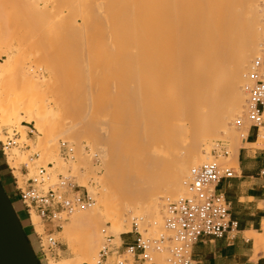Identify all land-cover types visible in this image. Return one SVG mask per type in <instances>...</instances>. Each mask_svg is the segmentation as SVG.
<instances>
[{"label": "bare ground", "instance_id": "obj_1", "mask_svg": "<svg viewBox=\"0 0 264 264\" xmlns=\"http://www.w3.org/2000/svg\"><path fill=\"white\" fill-rule=\"evenodd\" d=\"M139 3L148 8V14L145 13L147 27L138 37L121 30L117 3L113 5V28L91 35L92 41L104 43L105 37H109L107 43L114 52L109 54L108 65L122 70L118 89L109 97L110 110L105 120H89L95 91L104 77L101 80L95 76L98 80L89 77L90 73L84 77L81 75L84 69L79 77L82 82L86 80L87 88L86 94L76 101L81 120L75 126L80 128L73 130L69 138L84 135L94 140L95 149L104 157L110 185L97 198L98 206L89 210L79 206L73 210L71 222L62 234L77 254L75 229L80 223L84 225L88 246L83 257L90 264L101 263L99 251L106 245V241L102 243V234L109 233L116 243H122L121 234L131 232L132 219L141 231L146 223L153 230L164 227L163 200L169 203L185 197L180 195L187 191L193 166L211 160L208 155L213 140L233 138L237 144L231 156L237 161L242 136L239 125L247 119L249 108V81L264 55L261 20L264 0H139ZM35 6L21 8L36 17L39 9ZM17 12L14 13H20ZM39 27L24 30L27 34L18 41L30 42L28 38L39 33ZM89 40L83 39V49L88 48ZM14 52V48L2 51L6 58L0 62V138L3 139L4 126L17 125L23 131L22 141H27L24 129L29 127L22 124L26 122L34 126L32 131L38 135L34 147L44 157L54 156L57 138L63 134L62 112L57 108L64 94H43L48 79L39 74L30 76L29 70L25 71L21 65L24 54ZM243 135L246 138L248 132ZM20 157L15 151L9 156L10 165L17 167ZM61 168L66 170L67 166L61 163ZM161 171L167 174L162 177ZM89 191L97 197L93 190ZM142 212L144 216L138 215ZM31 220L35 229L41 231L38 217L32 215ZM260 236L256 232L250 235L257 251L264 250Z\"/></svg>", "mask_w": 264, "mask_h": 264}, {"label": "rangeland", "instance_id": "obj_2", "mask_svg": "<svg viewBox=\"0 0 264 264\" xmlns=\"http://www.w3.org/2000/svg\"><path fill=\"white\" fill-rule=\"evenodd\" d=\"M116 3L120 6L118 9L119 19H117V23L120 21L119 24H121L122 27H120L119 24H117V26L120 27L121 30L125 29L126 32H128L127 34L138 37V35L141 34L139 32H141V30L144 32L147 27V15L145 13L148 14V8L143 4L140 5L139 0H0V31H2L0 32V62H4L6 58V55L2 54V51L14 48L16 51L14 53H18V51H20L24 54L21 65L25 71L29 70L28 72L32 74L31 75L28 73L30 76L39 74V76L41 75V77L44 76L46 79H48V83L42 89L43 94H64L63 100L57 108V110L62 112L63 134L59 135L57 138V149L53 154L54 156L44 157L43 152L34 147V145L38 142V135L32 131L34 126L26 122H23L22 124L29 127V129H24L25 131L27 130V141H22L23 131L19 130L17 125L12 127L4 126L2 130L3 139L0 138V168L2 171L4 170L5 177L13 184V203L16 207V210L20 213L25 231L42 264H90L83 257L88 246L87 240L83 235L84 225L80 223L75 229L78 233V237H76L77 239L75 240V246L79 253H75V250H73L74 248L70 245L71 243H69V241L64 238L65 236L62 234L65 226L71 222L73 215L71 214L62 224V228L55 231L54 233L55 239L58 242V246L53 252L45 255L41 251L39 237L45 238L52 232L51 230L53 227L49 225V223H44L38 215L33 213L32 215L37 216L40 220V226L42 225L41 231L35 229L28 212L25 210L23 204L19 200V193L16 188L17 186L15 184V179H18L19 186L22 187L28 177L36 174L40 167H44L47 170L52 183H56L60 176L70 178L71 187L68 189L71 192L70 197L73 198L75 196H80L84 200H87L90 197L94 200V205H92L93 207L80 206V208L82 207V210H89L98 206L97 198H100L106 191L105 187L110 185L107 175L108 169L104 163V157L102 158V154L95 149L94 140L91 138L84 135H80L78 138L76 137L74 139L69 137L73 130L77 131L80 128L75 126L76 122L81 120L78 108L76 106V101H79L82 96L86 94L87 88L86 80L82 82L79 78L81 71L83 69V71H86V73L82 71L81 75L84 77H88L90 73L91 75H89V77L91 78L94 77L95 79H98L96 78L98 76L99 79H104V81H101V84L98 85L97 90L95 91V104L92 109V116L89 118L90 121L93 120L92 122L97 120H105L110 110L108 108L110 107L108 101L109 97L118 89L122 79V70L119 71V68L115 70L111 68V65H108L110 64L108 60L110 61L111 58L109 54L112 55V52H114V49L109 45L110 43H107L109 37H105V40L107 39L106 43H104V41H95V39L92 41L91 39V35L93 33L96 34L97 31H101L98 33H102L113 28V5ZM132 4L135 5V7H133ZM30 6H35V8L38 7L37 9H39V13L37 12L38 15H36V17L35 15L33 16L35 18L29 16L28 13H24L22 10V8L24 9ZM141 7L147 11L141 9ZM134 8H137V10ZM262 9H264V7ZM18 10L20 15L17 14ZM13 11L17 13L15 14ZM119 11H121V13ZM12 13L17 16L13 18ZM25 17H28V19ZM12 19L14 20L12 21ZM20 19L22 21H19ZM11 22L13 24H11ZM34 24L36 26L38 25V27L40 26V31L44 29L42 33L39 31V33H37L35 36L28 38L30 39V42L27 39V41L24 39L18 41L19 38L21 39L22 36L27 34L30 27L35 26ZM144 26L145 28L143 29L142 27ZM135 28L138 30L137 32L135 31ZM13 30H15V32L11 33ZM24 30H27V32ZM4 34L6 36H4ZM16 36L18 37L16 38ZM83 37L85 39L89 38L91 40V42L89 40V43L87 44L88 48L83 49ZM100 42L101 45H99ZM7 43H10L9 46ZM102 43L104 44V47ZM93 44L96 45V48ZM102 53L105 55L108 54V57L103 56ZM82 61L84 63H81ZM85 74L87 75L85 76ZM248 98L250 99L249 96ZM246 114L247 115L245 118L247 119L244 118L245 120H243V122L239 125L238 131L242 134L239 141V147L242 145L243 140L245 139L243 134L250 127H252V123L248 118V113ZM102 116L104 117L102 118ZM14 132L18 133L16 136L18 145L6 150L5 154L2 147V141L6 140L7 133L9 135H13ZM261 135H264V130H262ZM223 138L212 141V146H214L211 148L208 155L211 160L207 161L206 163L216 162L220 167L233 168L237 164V161L232 159L231 155L233 152V147L237 144V142L231 137L227 138L229 141H227L225 138L224 140ZM263 140L264 138L261 137L260 141ZM63 141L70 142L74 146V153L69 158H64L62 156L61 143ZM222 147L226 148V150L229 152V156H224L220 152ZM15 151H18L21 156V159L18 158L19 161L17 167L10 165V162L8 161L9 156H11ZM35 154H38V157H34ZM61 163L67 166L66 170L61 168ZM50 166L53 167V170L49 169ZM27 172L29 175L25 176ZM166 174L167 172L161 171L160 176L164 177ZM84 182L87 185H84ZM89 188L96 193L97 197L91 194ZM186 195L187 191L185 190V193L180 196ZM179 197H176V199ZM163 201L164 202L162 204L164 205H162L161 212L164 218V227L158 230H153L150 227L151 224L146 223V226H143L142 231L139 228L140 234L146 238H159L160 236H164L166 239H168L173 235L165 228L166 205L168 203L165 202V200ZM101 203L103 204L102 201ZM138 215L144 216L145 213L142 212ZM134 222L135 220L132 219L130 226L131 231L134 230ZM107 227H110V224H107ZM109 236L112 235L109 233H106L105 235L102 234V243H105V241L107 242L106 238ZM112 237V241L117 247L118 245L120 246L122 244L116 243L114 236ZM121 238L122 241L123 239L126 241L125 243H132L136 238V234H134V232L122 233ZM260 238L262 241H264V234L261 235ZM166 244L167 242L164 245ZM101 250L99 251V256H101ZM149 255L153 258L156 264H162L170 256L169 252L167 250L165 251V249H163L161 252L152 250L149 252ZM111 257L114 258L111 259ZM100 259V264H117L118 261H130L131 264H137L136 259L126 252L124 246L121 247L119 251L113 249L108 255H106L104 258L100 257ZM110 261L112 262L110 263ZM118 264L120 263L118 262Z\"/></svg>", "mask_w": 264, "mask_h": 264}, {"label": "built area", "instance_id": "obj_3", "mask_svg": "<svg viewBox=\"0 0 264 264\" xmlns=\"http://www.w3.org/2000/svg\"><path fill=\"white\" fill-rule=\"evenodd\" d=\"M264 23V10L262 12ZM264 54V52H263ZM248 88L249 108L248 118L253 127L264 129V55L257 62L252 73ZM17 132L13 135L7 133L6 140L2 141L3 151L17 146ZM221 148V147H220ZM74 146L67 141L61 143V152L64 158H69L74 153ZM224 156H229L226 148L220 150ZM34 157H38L35 154ZM27 172L25 176H28ZM233 177L232 168L220 167L218 163H204L191 170L187 183V195L166 205L165 228L173 235L166 239L146 238L139 232V226L134 224L136 238L132 243L122 241L116 246L112 236L107 237V242L101 250L102 258L113 249L120 250L125 247L126 252L136 259L137 264H156L149 252H161L166 249L169 257L162 264H193L192 251L194 245L204 236L221 238L226 233L237 230V222L231 218L229 204L220 195L216 194L215 187L223 178ZM19 200L28 212L38 215L44 223L53 227L52 232L45 238H40L41 251L47 255L58 246L55 231L62 228V224L79 206H92L94 200L82 199L80 196L70 197V178L60 176L56 183H52L47 170L40 167L36 174L30 176L19 186L15 179ZM264 233V231H263ZM167 242L166 245H164Z\"/></svg>", "mask_w": 264, "mask_h": 264}, {"label": "crops", "instance_id": "obj_4", "mask_svg": "<svg viewBox=\"0 0 264 264\" xmlns=\"http://www.w3.org/2000/svg\"><path fill=\"white\" fill-rule=\"evenodd\" d=\"M247 132L232 168L233 177L223 178L215 187L216 194L229 204L238 228L221 238L202 237L193 247V264H264V250L257 251L250 238L254 232L264 234V140L260 141L262 129L252 126ZM0 179L14 202L13 184L1 168Z\"/></svg>", "mask_w": 264, "mask_h": 264}, {"label": "water", "instance_id": "obj_5", "mask_svg": "<svg viewBox=\"0 0 264 264\" xmlns=\"http://www.w3.org/2000/svg\"><path fill=\"white\" fill-rule=\"evenodd\" d=\"M0 264H40L21 218L1 180Z\"/></svg>", "mask_w": 264, "mask_h": 264}, {"label": "trees", "instance_id": "obj_6", "mask_svg": "<svg viewBox=\"0 0 264 264\" xmlns=\"http://www.w3.org/2000/svg\"><path fill=\"white\" fill-rule=\"evenodd\" d=\"M31 244H32V243H31ZM36 255H37V254H36ZM37 258H38V260H39L40 264H42V263H41V261H40V259H39V257H38V255H37Z\"/></svg>", "mask_w": 264, "mask_h": 264}, {"label": "flooded vegetation", "instance_id": "obj_7", "mask_svg": "<svg viewBox=\"0 0 264 264\" xmlns=\"http://www.w3.org/2000/svg\"><path fill=\"white\" fill-rule=\"evenodd\" d=\"M21 218V217H20ZM21 222H22V220H21ZM22 225H23V223H22ZM23 227H24V225H23ZM25 229V228H24Z\"/></svg>", "mask_w": 264, "mask_h": 264}]
</instances>
